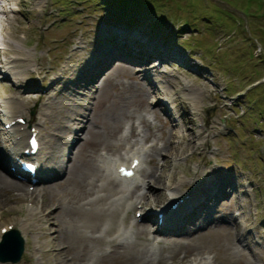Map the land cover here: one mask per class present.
Listing matches in <instances>:
<instances>
[{
	"label": "rangeland",
	"instance_id": "rangeland-1",
	"mask_svg": "<svg viewBox=\"0 0 264 264\" xmlns=\"http://www.w3.org/2000/svg\"><path fill=\"white\" fill-rule=\"evenodd\" d=\"M35 1L36 0H25V2H23V6H20L19 12L14 13L11 18L6 16V20L4 19V21L1 23L0 46L3 45L5 51L0 49V60H9V55H26V59L31 58L36 61L38 68H40L39 64H41L42 72L40 74L42 76H44L46 72L50 71V69H53V74L52 72L48 73V77H52L54 74L62 70L63 67H65L64 69H67L65 74L68 78H63L64 81L60 80L61 84L57 85V87L53 86L55 84H53L51 87L50 84H52V81L45 78L46 81L44 82V86L47 88L46 91H49L50 93H46V91L43 93L37 89L34 82L35 75L31 73H29L30 75L27 74L26 77L24 75L21 76L24 80L22 87L19 85L16 86L14 83L9 81H0V94L3 93L8 96L14 92H22V90H24L26 87H34L33 89H26L23 91V93L25 92L24 94L26 96L41 95V99L35 103V107L33 104L34 100L33 103L30 100L24 101V105L28 107V114L29 109L31 108L34 109L33 115L38 114V108L42 105V103L48 100L51 101L55 98H62V96H66L68 100L75 99L77 101H85L86 98L83 90H86V88H81V85L87 84L88 86V84H93L95 87L96 85H99L101 80L103 82L105 77L103 75L112 63H116V65L118 64L127 70L132 68V65L126 63V61H119L110 52L112 49L115 52H117V50L115 49L113 41H111L110 45H108L107 41L105 40L108 36V27L104 24L107 23V21H111L116 25L119 23H117L118 21L115 16H111L106 11L105 7L99 8V6H97V9L93 8V5H98L100 2H102L101 0L98 2L95 0ZM147 1L148 2H142L140 5L138 3V5L141 7L138 12L140 14L142 7L144 10L147 8L150 10L152 8L151 12L149 10L147 12V17L149 12L150 17L148 20H146V24L149 26H146L149 30L151 25L150 20L153 19V17L155 20H157V24L154 25V28H152L151 31H149L151 35L153 32L156 33L157 31L161 32L162 35L167 34L165 37L163 36V40L161 39L164 43V47L170 48L169 46H171L173 51L178 53L179 47L184 45L187 46V44L192 43L193 48L190 49L191 53L189 54L191 58H195L199 61L202 59L201 55L204 53L205 57L208 59L217 57L219 63L221 64L218 65L217 63L212 62V64H208L206 69L205 65H207L206 63L208 62V59H203V61L200 62L201 64H198V68L201 75L204 76L205 79L199 75H188L181 69L182 67L179 68L180 71H176L175 69L171 68V65L176 67V64L171 62H166L162 65L163 71L161 70V77L163 81L166 80V82H160L156 85L157 88L161 90L166 89L168 91L173 89H177L178 91L179 89L184 88L182 91L179 90L180 93H178L181 96L183 95V97L185 93L191 91L197 93L196 96L198 97L194 101L189 98L190 96L193 98L192 92L189 93V95H185L188 107H191L192 104H196L198 108L195 112L196 114H199V116H193L194 119H192V116L187 118V124L184 121V111L188 112L189 109H187L186 101H184L185 99H179L177 101H170V103H167L171 110L169 113H167L165 110L164 105L156 102L157 98L155 96L152 97L149 93L147 100L145 98L142 100L143 104H146V101L148 102L149 99L153 98L152 100H155L151 102V104L154 102L159 104L158 106L163 107L164 111L166 112L164 113L163 111H160L159 108H156L155 115L157 117L155 118L157 119H153V114H147V116L152 118V122L157 125L156 127H153L156 137L153 140L147 139L148 141H151V143L160 141L161 133L158 129V126L164 124L166 128H169L170 130H180L181 133L185 135L188 131V135L184 136L186 140L183 142L187 143L188 138L194 136V140L200 143L197 148V145H195V141L193 140L191 142V146L185 147L184 145L186 144H184L176 150L177 153H180L181 151L184 153H190L193 151L200 152L201 144L203 142L198 141L199 139H203V141L208 144V149L212 150L207 156L204 155V152H200L199 154L193 152L192 155L189 154L188 156L186 154L183 156V153H181V156H183L182 159H180L179 156H176V160L174 162L179 161L177 162V166L170 164L166 168V171H164V174L166 172L165 180L167 181L162 184L160 183V185H156L151 190H149V197L153 198L150 201L155 199L157 195L156 192L161 195V197L158 199H162V197L164 199L165 194L163 190L166 188L168 190L172 189L168 188V186H173V183L175 189H179L183 186V191H185V189L190 188V185H186V183L190 181V178L194 176V173L196 176L193 181H197L196 183H199L202 178H207V176L205 177V174H208V183H215L209 187L210 191L216 190L215 192L220 194L223 192L224 195L220 198L211 197V199L205 200V207L199 210L200 214L193 218L192 223L186 225L187 228L192 227L195 229L192 234L195 236L199 235L200 238L190 244L186 243L187 245L183 248H176V258L173 261V264H178L177 258L183 251L184 253L186 251L188 254L192 253V255L196 257H200L202 254L210 255L214 260H212V264H252L250 261L251 257H249L247 260V256L253 253L255 257L259 259L261 264H264V99L261 100L260 104L258 99L262 98V95H254L259 87L246 91L245 96L239 98L236 97L237 99L233 100L231 106L234 107L233 110H235V115L232 112V114L228 116L227 114L232 110H230L228 107H225L222 102H220L221 97L217 95L222 93V91L219 90V87L217 89V85L219 84L221 88H223L225 85L222 80L217 78L219 77L220 73L222 74L225 83L230 84L229 86L227 85L228 89L224 90V94L228 96L235 92L233 90L242 88L247 81L252 80L257 76H252L250 74L251 71L253 73L255 71L250 69L249 65L251 66L257 62V60L254 58H261V53H259V50H261V43L259 41L264 33V14L259 11L264 10V2L251 0L249 3H245L247 0H231L228 2L231 6L232 1H235V3L242 9L252 13L251 16L249 17L246 13L244 15L246 18L243 20L240 19L241 24L239 26L235 25L236 30L219 26L215 30V35H211L203 28V22L205 19L202 14H207V12L212 11L213 8L212 5L206 8L205 6L207 3L205 0ZM210 1L215 3L219 8L220 6L227 7L223 2H221V0ZM199 4L205 10V12L197 14L196 17L198 18L196 22H193L192 24V20L190 19L194 17V12L197 10ZM126 5L128 9L127 14L129 17L131 12L129 10H131V8H134L135 10V6H129V4ZM153 5H155L161 13L157 14L153 9ZM79 7L82 8V11H79ZM169 14H171V16H169ZM232 14L242 17L237 12H233ZM158 17H161L162 19H159ZM188 19L189 25L190 23L191 25L181 30L178 24ZM103 20H106V22ZM80 21L81 24H77ZM233 22L237 24L234 18ZM112 23L110 24L113 25ZM244 24L245 27L249 29L246 34L241 32V28L244 26ZM167 26L171 27L170 31H168L169 29H167ZM226 31L229 34H225ZM232 35H234V37L230 40L232 41V39H237V43L241 41L240 37L246 36L248 38L250 36H254L253 44L256 48L254 53H257L254 55L255 57L253 56L251 58L247 56L246 58L248 61L239 62L240 64H237L234 58L235 55H230L235 53V51L240 50L241 45L236 46L237 44H235V42H230V40L227 39V36ZM161 40L148 38L146 42L153 43L156 41L160 43ZM215 41H218L219 43L215 45ZM75 43L80 45V49L73 51L74 49H72V47ZM98 54H101L102 56L101 61L96 66L91 65ZM27 55L30 56V58ZM192 61L196 63L195 60ZM16 63L22 64L23 61H17ZM0 64H2L1 61ZM4 64L1 67L2 69ZM48 64H50V66ZM31 66L34 67L32 63ZM100 66L102 69L98 73L92 75V72L97 71L98 67ZM234 68H237V70ZM246 68L249 69L246 70ZM256 70L259 74L264 71V57L260 61V64L256 65ZM5 72L6 71H3L2 73ZM5 74L7 77L11 76L17 78V75L20 73L18 72L15 75H12L10 73L9 66L8 71ZM75 75H78L80 80H77ZM129 76V74L126 75L125 78H123L122 81L116 85L112 84V91L115 93L121 92L125 97L130 96L132 91H134L136 88L135 85L137 84L134 82V76H131V78L128 79ZM17 79H19V82H22L21 78ZM71 79L72 82H70V84L69 81ZM111 82L114 83V81ZM130 86H132L134 89ZM149 92L152 93V90ZM152 95H154V93H152ZM221 95H223V93ZM13 100L15 106L18 107V105H21L23 107L21 104L22 102L17 104V100L19 99L14 98ZM36 100H38V97H36ZM226 100L227 98L225 101ZM98 105H100V103L96 104L95 106L94 101L91 105L88 104L90 108H98ZM141 105L142 103L139 104V106ZM170 116L174 121L171 120ZM198 121H201L205 124V127L202 128L209 130L207 133H209L210 136L206 140L205 132L201 134L202 138H195V133L200 132L199 130H201V128L198 129L196 127ZM220 121H223L225 128L220 126ZM189 127H192V129L189 130ZM105 128L107 131L111 130V124L105 123ZM50 130L52 134L57 133L56 135H59V129L54 125V123L51 124ZM43 131L44 136L46 135L45 126L43 127ZM84 131L85 130H83V132L81 131L79 137L67 133L68 135H66V137L74 140L72 141L73 149L71 146V153L70 151H66L69 159L70 154H72L73 151L76 152L83 144L82 141L87 135V132L85 135ZM115 132H110L108 136L111 135V137H113V135L119 136L121 134V130L117 132L118 134H115ZM1 135L4 136L2 133ZM5 142L7 143L6 140L0 143L4 144ZM192 146L193 148L191 149ZM108 148L109 147H107L106 144L97 145L95 149L85 147V149L88 150L87 154L92 153L93 158L97 159H99V151L101 149ZM45 151L46 150L43 140L42 157L45 154ZM47 155H45V159ZM163 157H167V155H161L156 161H160L159 163L162 164V162H165ZM46 166H48L46 167L47 170H52L50 163H48V165L46 163ZM150 167L151 165L149 162L145 161L143 169L147 170L150 169ZM144 170L141 171V175H143ZM64 178L65 176L63 174L60 180H63ZM177 178L184 179V181L186 180L187 182H185L184 185H179L177 183ZM55 179H58V177ZM92 180L93 179H90L89 181ZM220 182L223 184H219ZM68 189H73L75 194H82L80 187L68 186L66 190L62 191L58 200H49L48 204L55 202V205L56 202L59 203L60 201L65 200L64 209L61 212L55 210L54 213L51 214L52 218L53 214L62 218V213L66 211L69 213L72 219L71 223L68 224L69 227L73 228L77 225L80 232H82V234L85 236L88 234L90 236H95L101 233L103 226V222H101L102 216L98 217L94 224L87 223L82 219V210L78 211L77 208H74L68 212V208L71 206L66 203V200L70 199L71 197H78L77 195L69 193ZM95 189V185L87 188V192L82 194V196ZM175 189L172 190L177 191ZM15 192V190L4 192L0 189V197L5 198H0V226L5 223H9V221H13L17 229L20 231L23 230L24 251L18 262L7 264H137L136 259L139 260L142 257L148 259V254L146 252L147 248L149 247L148 241L137 239L136 237L131 239L127 244L117 247L113 251L114 253L108 256V254H103L104 252L102 249V243L99 241L95 242L90 239H86V241H84L80 238H76L75 230L72 232L71 230L66 231L63 228V231L60 233V235L54 236L52 234L49 236V229L52 231V229L54 230V227H60V224H55L53 222L50 223V221L47 223L45 219H41L38 217V214H35L44 213L47 211L43 206L39 207V209L36 211L33 210L35 215L33 214V216L28 217L27 212L25 211L26 208L21 203L24 199L23 195L16 197ZM205 193V191H201L200 195L202 196ZM34 198L36 203L39 202L41 204L38 196L34 195ZM46 201L47 199L44 197V204ZM131 214L134 216L133 211ZM205 216H208L209 219L203 221ZM18 220L22 221L18 222ZM28 220L31 221L29 224L30 230H28V228L26 229L24 226L25 223H23L24 221L27 222ZM99 223L101 225L100 231L91 233L90 231L96 229ZM114 223L115 220L113 221V226ZM211 223H213V225ZM42 226H45V233H43L42 229H40ZM209 226L211 227L209 228ZM220 226L225 227L226 233L228 232L226 235H223L220 232L217 233L216 230H219L217 228ZM46 230H48V232ZM65 236L67 237L65 238ZM177 236L183 237L181 241L178 240L183 244H185L184 242H187V240L191 239L184 238L185 236L182 234L175 235L176 238H178ZM164 237L165 236H162L160 238L163 239ZM63 238L66 245L68 258L58 261L57 259L59 255L57 251L59 250L60 252V241L62 242ZM247 242H249L250 248L246 245ZM169 243H167L169 252L174 255L175 248L170 247ZM54 244L58 247H54ZM165 246L166 244L164 247H161L157 253H160V257L163 258V263L167 264V262H169V252H167V248ZM187 261L188 263L191 262V260Z\"/></svg>",
	"mask_w": 264,
	"mask_h": 264
},
{
	"label": "bare ground",
	"instance_id": "bare-ground-1",
	"mask_svg": "<svg viewBox=\"0 0 264 264\" xmlns=\"http://www.w3.org/2000/svg\"><path fill=\"white\" fill-rule=\"evenodd\" d=\"M101 59H102L101 54H98V56L94 59L91 65L96 66L101 61ZM26 60L31 61L30 59H26ZM8 63L9 62H6L3 67V69L6 72L8 71V68H9L7 66ZM88 64H89V61H88ZM9 66H10V73L12 75H15L16 73H18V72H15L13 68H11V65ZM31 67L32 66L30 64L29 68ZM100 68L101 66L98 67L97 71L100 70ZM21 73L22 72H20V74ZM128 74L129 72H127L125 68L121 67L118 64L116 65V63H112L103 75L105 76L103 82L101 80V83L99 85H96L95 87L93 86V84H88L87 86L88 88H86V90L81 89L84 87V86H81L80 89L83 90V93L86 98L85 99L86 102L84 100H82L83 102L77 101L75 99L68 100L66 96H62V98H59V99L55 98V99H52L51 101L48 100L42 103V105L39 108V110L41 109L40 116L42 118V125H41L42 129L40 130L42 132V138H44V145H45L46 151L42 159H38V163L41 164L42 169H45V171L47 170L46 167H48L46 166V163L47 165L48 163H50V166H52V170H49V172H51V177L53 178V181L51 182L50 180H47L46 182L41 183L42 186L40 188H36L34 192V194L39 197L41 206L45 207L47 211H45L44 213H35L33 212V209H28L27 216L31 217L35 213V214H38V217H40L41 219H45L47 223L50 221V223L53 222L55 224H60V227L56 226L54 227V230L52 229V231L51 229H49L50 230L49 236H51L52 234L54 236L60 235V233L63 231V228H64V230L66 231L71 230L72 232H74L75 230L76 238H80L84 241H86V239L88 240L90 239L95 242L100 241L99 240L100 236L87 237L83 235L82 232H80V230L78 229L77 225L74 226L73 228L69 227L68 224L71 223L72 219L69 213H67L66 211L62 213V216H63L62 218L54 214L52 218L51 214L54 213L55 210L61 212L64 209L65 200L60 201L59 203L56 202V205H55V202L48 204V201L52 199L58 200L62 191L66 190L68 186L80 187L82 194H85V192H87V188L91 186L95 185L97 187H100L101 189H97V190H106V192L104 195L98 194L95 197L92 196V192L89 194L87 193L86 195L82 196V194L80 193L75 194L73 189H68L69 193H72L73 195H77L78 197H71L70 199L66 200V203L71 206L70 208H68L69 209L68 212H70L74 208H77L78 211L82 210L83 211V214L81 215L82 219L86 221L87 223H94V224L96 222V219L100 216H105L106 221L109 222L110 219L114 216V213L118 214V213L125 212L126 215H128L129 208L133 206L139 205L140 207L143 208V206L149 205L151 203L155 204L159 200L158 198H160L161 195L158 194V192H156L157 195L155 199L153 201H150L153 198L149 197L150 195L149 190H151L154 186L160 185V183L162 184L167 181L165 180L166 172L164 174V171H166V168L170 164L177 166V162H174V161L176 160V156L180 157L182 153V151L180 153H177L176 150L184 144H186L184 145L185 147L191 146V142L194 140V136H192L191 138H188L187 140L188 142L185 143L183 142L184 140H186L184 136L188 135L189 133L188 131L185 135L181 133L180 130H177V129L170 130L169 128H166L164 124L159 125L158 129L160 130V133H161L160 141L152 142L147 148L149 153L146 157V160H147L146 162H149L151 167L150 169L144 170L143 175H141L140 173L141 177L139 176L137 177V182L134 187V191L130 194L125 195L118 188L114 180L111 178L108 167L101 164L99 159L93 158L92 153L87 154L88 150H86L85 147L95 149L97 145L106 144L107 147L109 148L101 149V150L106 152V158H110L107 156L108 154L110 153L120 154V151L123 149V145L126 144V141H129L131 138L134 139L132 144H135V143L137 144L141 141H146L147 139L153 140L156 137L153 127H156L157 125L151 124V121L148 119V116L146 115L147 113L151 112V108L147 101H146V104H143L142 100L144 98L147 100L148 93H149L152 97L155 96L157 98L156 102H158L159 104H163L165 107V110L167 111V113H169L171 110L167 103H170V101L174 102L179 99H185L184 101H186V104H187L185 95H189V93L192 92L191 91V92L185 93L183 97V95L181 96L178 93L184 90V88L179 89L180 91L179 90L177 91V89L168 91L166 89L161 90L157 87L156 88L154 87L155 89H152V93H154V95H152V93H150L149 91L143 89V87L138 86V85H135L136 87L135 89L132 86H130L134 89V91H132L131 95L127 97H125L124 94H122L121 92L115 93L114 91H112L113 85L120 83L122 79L125 78V76ZM59 77L60 79L64 77L63 71L59 75ZM59 77H56L53 81L58 82ZM76 77H77V80H80L78 75ZM65 78H68V77L66 76ZM111 81H114V83H112ZM70 82H72V79L69 81V83ZM196 95H197L196 92H192L193 98L191 96L189 98L192 101H194L198 97ZM39 97L40 96H38V99ZM14 98L15 96L13 95L12 97H9V98L0 99V116L2 115L6 117V121L4 124L14 121V118H13L14 116H12L13 114L12 110H15L17 108V106H15L14 104V100H13ZM93 101H94L95 106L96 104L100 103V105H98V108L91 107L92 108L91 109L90 106H88V104L91 105ZM141 103L142 105L139 106V104ZM17 104H19L18 100H17ZM19 106L22 107L21 105H18V107ZM195 106L196 104H192V106L189 107V111L192 112V114H193V111H197L198 106L196 107ZM187 107H188V104H187ZM7 118H13V119L8 121ZM171 120L174 121L173 118H171ZM0 121H1V118H0ZM52 123H54V125L59 129L58 130L59 135H56L57 133L52 134L50 130ZM105 123L111 124V130L109 131L106 130ZM124 125H127L129 127L128 135L123 136L120 134L119 136H116V135H113V137H111V135L108 136L110 132L116 131L115 134H118L117 132L119 130H122V127ZM44 126L46 128V135L43 136ZM139 126L143 128V132L139 130ZM32 127L34 130L38 128L36 124H33ZM188 129L191 130L192 127H189ZM62 130H66V131H62ZM83 130H85L84 131L85 135L87 132V135L82 141L83 144L79 147V149L76 152L73 151V153L70 154V159H69V156L67 155L66 151H70L71 153L73 149L72 141L74 140L66 137V135H68L67 133H70V135H76L79 137L81 131L83 132ZM1 133L4 134V136H2ZM27 134H29L28 131L25 132L19 138H15V135H19V131L17 129H12V130L5 132L3 131V128H0V135H1L0 142L6 140L7 143L5 142L4 144L11 146L13 143L18 148L21 146L22 140ZM8 137L10 138V140ZM199 137H201L200 132L195 133V138H199ZM194 141H195V145H197V148H198V145L200 143L197 142L196 140ZM13 146L14 145H12L9 148L14 149ZM71 146H72V149H71ZM142 147L143 145H140L139 150H141ZM192 148L193 146L191 147V149ZM9 153L14 155L13 150H10ZM163 154L167 155V157H163L165 162H162V164H160L159 163L160 161L158 162L156 160L158 159V157L160 158V156ZM45 155H47L46 159H45ZM44 161H45V164H44ZM4 166H7V165H4ZM63 174L65 178L63 180H60ZM4 176L0 174V189L1 190H3L4 192L15 190L17 192H20V196L23 194H26L25 190L27 188L25 187L24 184H17L12 179L7 178L6 176L4 177ZM55 177H58V179H54ZM208 178L209 176L207 175V178H202L201 181H199V183L196 184V188L192 193V195L195 198H194V201L190 204L189 210L196 209V208L199 209L201 207L203 209L204 208L203 206H205L204 205L205 200L211 199V197H214V195L210 193L209 187L212 184L214 185L215 183H212V184L208 183L207 181ZM90 179H93V180L89 181ZM48 181L50 182L47 183ZM185 182L186 181H184L183 179L177 178V183L179 185H184ZM221 183L222 182H220L219 184ZM76 184H79V185H76ZM172 189H175V187H173ZM172 189L164 193L165 194L164 199L166 201H169L170 197H172L173 195H176V191ZM175 190H178V189H175ZM139 191L141 192L138 193ZM201 191L206 192L205 193L206 196L204 198H202V196L200 195ZM184 193L185 192H183L182 194ZM179 194L181 193H178V195ZM43 196L46 197L47 199L45 204L43 202L44 201ZM2 199H5V198H2ZM107 201L109 202L107 203ZM187 214L189 216H192L193 213H190L189 211L186 214H183V213L167 214L166 213L165 222L169 225H173L175 223H179L182 221L188 222L189 219L186 217ZM206 219H209L208 216H205L203 218V221H205ZM23 223H25L24 225L25 228L26 229L28 228V230H30L29 224L31 223V221L30 220H28L27 222L24 221ZM138 226L139 227L136 229V238L147 240V236L151 232L149 231V229H146L141 224ZM220 227L217 228L219 229V230H216L217 233L220 232L221 234L226 235L228 232L226 233L225 227L222 226L221 229ZM40 229H42L43 233H45V226H42ZM46 231L48 232V230ZM192 231H195V229L191 230V232ZM192 233L188 234L185 237V238H191L187 240V242H184L185 244L181 242H178L177 245L169 243V246L174 247L175 249L180 248V247L183 248L184 246L187 245L186 243L190 244L194 242L195 240H197L198 238H200L199 235L195 236ZM66 237L67 236H65V238ZM60 243H61L60 252L59 250L57 251L59 255L57 259L58 261L68 258L67 251H66V245L64 243V238L62 242L60 241ZM121 246L123 245H119L118 247H121ZM54 247H58V246L55 245ZM113 253L114 252H111L110 254H108V256H110ZM201 260L202 258H199L197 261H195L197 262L195 264H200ZM136 261H137L136 263L139 262L138 264H151V261L146 260L144 257H142L139 260L136 259ZM201 264H209V262L203 261Z\"/></svg>",
	"mask_w": 264,
	"mask_h": 264
},
{
	"label": "trees",
	"instance_id": "trees-1",
	"mask_svg": "<svg viewBox=\"0 0 264 264\" xmlns=\"http://www.w3.org/2000/svg\"><path fill=\"white\" fill-rule=\"evenodd\" d=\"M96 2L99 1V0H95ZM124 2H126V4H128L129 2H133V3H136L135 0H122ZM138 1V0H137ZM142 2H148L147 0H139ZM250 0H247V2L245 3H249ZM104 2V1H103ZM103 2H100L98 5H93V8L94 9H97L99 5H103ZM105 3V2H104ZM212 5V11L210 12H207V14H202L204 16V22H203V28L205 31H208L209 33L214 30V29H217V26H223L225 28H232L233 30H236L235 29V23L233 22V17L231 15V13H229L228 11L222 9V8H217L214 4L210 3ZM232 5L237 7V8H240L239 5H237L235 3V1H232ZM153 9L155 10V12L158 14V13H161L159 12L160 10H158L156 8L155 5H153ZM152 10V8H151ZM205 12V10L200 6V4L198 5V8L197 10L194 12V17L192 18L193 22H196L197 18L196 15L197 14H200V13H203ZM169 16H171V14H169ZM159 19H162L161 17H158ZM153 26L157 24V20H155V18L153 19L152 23H151ZM235 33V32H234ZM234 35H232L231 38H233ZM251 37H254V36H250L247 38V41L241 44H237L236 46H239L241 45V49L240 50H237L235 51V53L231 54L230 56H234L235 58V62L238 64L239 62H246L248 61V59L246 58L247 56L249 57H253V52H254V49H255V45L253 44V40ZM261 40V44L262 46H264V33L262 35V38L260 39ZM249 42L250 45L247 46V44ZM252 54V56H251ZM239 57V58H237ZM262 58V57H261ZM240 59V60H238ZM240 64V63H239ZM250 69H253L254 71H256V73H258V69L256 70V68H253L252 66H250ZM235 70H237V68H234ZM249 69V68H246V70ZM249 72V71H248ZM252 72V71H251ZM259 74V73H258ZM259 88L257 89L256 93L254 94L255 96L257 95H262V98L258 99V102L261 104V100L264 99V83L259 85L258 86ZM254 95H251V96H254Z\"/></svg>",
	"mask_w": 264,
	"mask_h": 264
}]
</instances>
